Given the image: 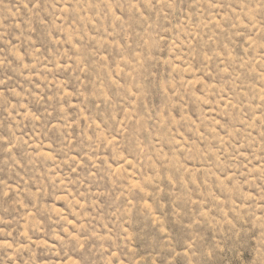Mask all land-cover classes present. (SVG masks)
I'll use <instances>...</instances> for the list:
<instances>
[{"label": "rangeland", "instance_id": "374dc122", "mask_svg": "<svg viewBox=\"0 0 264 264\" xmlns=\"http://www.w3.org/2000/svg\"><path fill=\"white\" fill-rule=\"evenodd\" d=\"M0 264H264V0H0Z\"/></svg>", "mask_w": 264, "mask_h": 264}]
</instances>
